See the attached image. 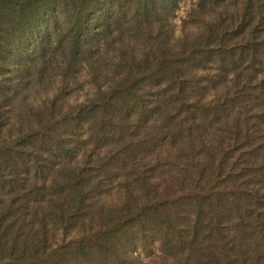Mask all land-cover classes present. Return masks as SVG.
<instances>
[{
    "label": "trees",
    "instance_id": "16d2710c",
    "mask_svg": "<svg viewBox=\"0 0 264 264\" xmlns=\"http://www.w3.org/2000/svg\"><path fill=\"white\" fill-rule=\"evenodd\" d=\"M184 1L0 0V264H264V0Z\"/></svg>",
    "mask_w": 264,
    "mask_h": 264
},
{
    "label": "rangeland",
    "instance_id": "374dc122",
    "mask_svg": "<svg viewBox=\"0 0 264 264\" xmlns=\"http://www.w3.org/2000/svg\"><path fill=\"white\" fill-rule=\"evenodd\" d=\"M189 6H190V1L186 0L184 2H182L180 5H179V8L176 12V16L175 18L173 19V23H175L177 26L180 25V19H182L184 16H185V13L187 11V9H189ZM87 93V91H83L81 94H75V96L72 97V99L74 100H83L84 99V94ZM90 93V91H89Z\"/></svg>",
    "mask_w": 264,
    "mask_h": 264
}]
</instances>
